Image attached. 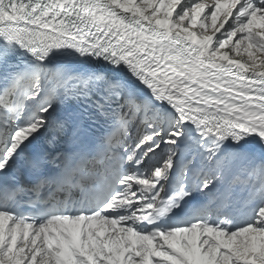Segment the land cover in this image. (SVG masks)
<instances>
[{"label":"snow or ice","instance_id":"obj_1","mask_svg":"<svg viewBox=\"0 0 264 264\" xmlns=\"http://www.w3.org/2000/svg\"><path fill=\"white\" fill-rule=\"evenodd\" d=\"M0 264H264V0H0Z\"/></svg>","mask_w":264,"mask_h":264},{"label":"bare ground","instance_id":"obj_2","mask_svg":"<svg viewBox=\"0 0 264 264\" xmlns=\"http://www.w3.org/2000/svg\"><path fill=\"white\" fill-rule=\"evenodd\" d=\"M236 58H240V57H236Z\"/></svg>","mask_w":264,"mask_h":264}]
</instances>
